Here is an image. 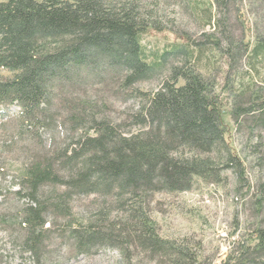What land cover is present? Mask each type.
I'll return each instance as SVG.
<instances>
[{
    "label": "trees",
    "instance_id": "trees-1",
    "mask_svg": "<svg viewBox=\"0 0 264 264\" xmlns=\"http://www.w3.org/2000/svg\"><path fill=\"white\" fill-rule=\"evenodd\" d=\"M189 0V9L204 14L213 31L198 39L184 34L183 43L150 51L143 39L157 28L152 10L142 0H3L0 2V107L16 106L27 134L38 136L53 124L52 92L80 72L112 71L127 98L139 99L137 111L124 124L100 117L98 106L82 101L69 106L67 122L76 138L53 149L19 173L17 195L27 203L21 210L26 252L39 259L48 213L69 217L74 196H98L112 201L87 221L67 224L77 254L104 247L126 256L134 244L143 252L169 258L174 264L196 259L183 245L156 232L147 203L157 193H182L198 181L219 184L232 171L239 183L245 168L226 139L222 103L199 63L208 52L227 60L230 71L243 60L264 59V36L255 44L236 40L229 24L232 0ZM216 10L214 23L207 12ZM210 10V11H209ZM206 14V15H205ZM178 61L169 64L170 58ZM159 80L157 89L143 92L136 84ZM182 82V84H180ZM235 104V103H234ZM248 118L255 141L249 145L258 171H264V97L236 103L234 124ZM54 189L44 194L42 189ZM62 188V191L56 190ZM264 198V179L257 185ZM228 264H264V226L253 242L241 245Z\"/></svg>",
    "mask_w": 264,
    "mask_h": 264
},
{
    "label": "rangeland",
    "instance_id": "rangeland-1",
    "mask_svg": "<svg viewBox=\"0 0 264 264\" xmlns=\"http://www.w3.org/2000/svg\"><path fill=\"white\" fill-rule=\"evenodd\" d=\"M142 2L152 10L157 23V28L143 39L150 51L161 52L171 44L183 43L180 37L184 34L198 39L201 33L214 30L202 19L204 14L198 16L189 9V0ZM208 2L202 0L201 7L209 9ZM232 2L229 24L234 38L254 45L256 37L264 36V0ZM206 14L207 20L211 17L214 23L216 10ZM176 61L172 57L169 64ZM199 66L208 79L214 81L215 93L222 103L226 139L244 165L245 181L239 183L236 175L228 170L219 184L198 181L186 192L154 194L146 209L159 237L183 245L196 259L193 264H228L229 259L237 256L241 245L253 242L256 227L264 226V198L257 192L264 171L256 168L249 147L256 140L257 130L252 133L248 118H241L239 124H234L231 118L236 103L248 105L254 92L264 97V59L243 60L230 71L225 58L208 52ZM10 75L0 69V77ZM76 75L69 83H62L53 90L50 102L53 124L38 136L27 134L18 107H0V264H36L37 258L23 246L25 232L19 223L27 199L16 194L18 176L29 163L38 162L53 149L67 146L76 138L77 134L72 133L67 122L69 106L88 101L101 109L100 117L113 124H124L141 104L139 99L127 98L128 91L120 89L119 78L112 71ZM159 83V80H151L138 83L134 88L149 92L157 89ZM53 189L45 187L42 192L47 194ZM56 190L62 191V188ZM68 203L69 217L53 213L45 216L46 232L38 256L41 264H174L169 258L143 252L135 244L128 248L126 256L118 248L109 246L89 254H77L68 236L69 222L94 219L102 208L107 211L110 208L111 220L120 212L111 210L112 201L104 203L94 195L74 196Z\"/></svg>",
    "mask_w": 264,
    "mask_h": 264
}]
</instances>
